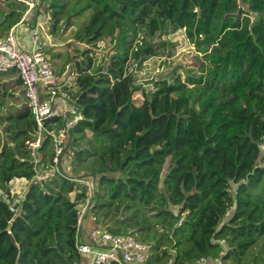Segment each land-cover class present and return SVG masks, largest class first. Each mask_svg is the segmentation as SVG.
I'll use <instances>...</instances> for the list:
<instances>
[{
    "label": "trees",
    "instance_id": "trees-1",
    "mask_svg": "<svg viewBox=\"0 0 264 264\" xmlns=\"http://www.w3.org/2000/svg\"><path fill=\"white\" fill-rule=\"evenodd\" d=\"M38 1L34 18L21 24L34 25L45 6L53 36L89 13L73 37L86 46L75 49L81 57L69 92L81 118L64 157L73 176L94 180L95 223L147 244L145 264H264V0ZM0 3L3 37L26 7ZM176 31L193 46L195 64L183 77L173 71L139 83L147 59L170 56L173 45L162 37ZM105 39L111 54L96 62ZM5 75L22 87L15 71L0 73V189L9 193L14 179L28 185L11 207L0 198V264H85L75 249L84 190L51 171L49 136L36 168L25 144L34 121L26 103L5 102L14 98ZM62 124L57 118L46 127ZM78 163L85 164L75 173Z\"/></svg>",
    "mask_w": 264,
    "mask_h": 264
},
{
    "label": "built area",
    "instance_id": "built-area-1",
    "mask_svg": "<svg viewBox=\"0 0 264 264\" xmlns=\"http://www.w3.org/2000/svg\"><path fill=\"white\" fill-rule=\"evenodd\" d=\"M26 7L20 23L38 7V0H16ZM17 26V25H16ZM13 27L3 37H0V73L15 71L22 83L26 104L30 109L35 130L33 138L25 142L30 155L35 158L36 168L37 149L43 139H51L53 157L51 171L71 182H76L79 189L84 190V198L78 201L76 207L75 249L87 258L86 264H145L150 257L149 246L138 241L131 234L116 235L110 233L95 223L91 214L94 196V180L90 176H73L69 170L68 161L64 160L70 131L81 116L76 112L70 100L67 87L54 73L50 58L40 41V34L35 26L30 29L28 48L17 39V27ZM150 89L152 87L150 86ZM62 119L59 128L48 129L46 122ZM55 123H52L54 126ZM46 176L38 174L35 180H45ZM74 196V192L70 194ZM0 198L11 207L12 196L0 189ZM90 223L91 225L87 226ZM224 244V241H220ZM193 264H224L221 259L210 260L200 258Z\"/></svg>",
    "mask_w": 264,
    "mask_h": 264
},
{
    "label": "rangeland",
    "instance_id": "rangeland-1",
    "mask_svg": "<svg viewBox=\"0 0 264 264\" xmlns=\"http://www.w3.org/2000/svg\"><path fill=\"white\" fill-rule=\"evenodd\" d=\"M0 10H5L3 4L0 3ZM43 12L44 14L39 15L40 27L37 28L40 34V41L44 46V49L47 51L48 56L50 58V64L54 69V73L56 77L59 79V82H62L67 87H72L75 73L73 69V65L76 61H78L79 54L75 53V49H86L84 44L78 43L74 40V34L77 30H80L85 22L88 19L89 13H86L82 17L76 19L73 22V25L68 29H64L60 34L50 35L49 27L50 21L45 13V6H41L39 9V13ZM264 16V14H262ZM256 16L254 14H250L251 23L255 20ZM25 25V24H21ZM21 25L19 27H21ZM18 27V28H19ZM24 26H22L23 28ZM17 28V29H18ZM22 28L18 29L21 33ZM16 29V31H17ZM17 31V39L20 43H22L23 38L20 37V33ZM28 32H24L23 35L26 37L24 40L28 42ZM162 39L169 40L172 43V47L169 48L170 56L165 57H151L144 62L139 72L135 74L136 79L139 83H145L150 80L162 79L166 78L173 71L179 73L183 77L185 68H192L191 64H195L194 56L195 51L193 46L188 43L184 31H176L168 36H163ZM98 48L96 52L93 54V58L96 62H99L102 59L101 54H105L107 57L111 54V45L109 44V40L105 39L104 41L97 44ZM77 54V55H76ZM16 75H5L2 78L1 82H5L7 87V94L12 92L14 94V98L5 99V102L15 106H21L26 103L25 96L23 93V89L21 86L16 85L15 82ZM146 88H150V85H146ZM74 89V87H73ZM136 104H140L142 101V96L140 94H136L134 96ZM1 113L5 112V107L0 110ZM89 141V134L85 133V135L80 139V145L85 146ZM66 157L64 158V160ZM85 163H78L72 167L73 172H79L80 168ZM70 170V169H69ZM51 172V171H50ZM166 172V166L164 167L162 173ZM84 174V173H81ZM50 173H47L45 176H49ZM24 181H16L13 185L10 182V187L13 188V191H10V194L13 197L21 196L22 191L27 186L23 183ZM161 186V185H160ZM97 226H99L97 224ZM100 227V226H99ZM83 262L87 263V258H82Z\"/></svg>",
    "mask_w": 264,
    "mask_h": 264
},
{
    "label": "crops",
    "instance_id": "crops-1",
    "mask_svg": "<svg viewBox=\"0 0 264 264\" xmlns=\"http://www.w3.org/2000/svg\"><path fill=\"white\" fill-rule=\"evenodd\" d=\"M40 14H44L43 12H38V16L37 17H35V18H37V21H34V25H33V22H29L28 24H25V25H21V27H19L18 29H20V28H22V26H24L23 28H22V31H21V33L18 31V29H17V31L21 34L20 35V37H22L23 38V41H22V45L25 47V48H28V42L26 41V40H24L26 37L23 35V33L24 32H28V30L30 31V29H33L35 26L38 28V27H40V21H42V20H40L39 19V15ZM27 18H34V12H32L31 14H30V16H28ZM28 21V20H27ZM30 21V20H29ZM33 25V26H32ZM32 26V27H31ZM16 31V32H17ZM39 32V31H38ZM29 35H30V32H29ZM28 39H29V36H28ZM27 39V40H28ZM73 87H74V89H75V85H74V82H73V85H72V89H73ZM73 89V90H74ZM16 181H24L23 183L24 184H26V185H28V182L25 180V179H14V180H12L11 181V185H13V183L15 182L16 183ZM26 188H27V186L24 188V190L22 191V193L23 192H25V190H26ZM13 188H11L10 187V191H13L12 190ZM89 225H91L90 223H88L87 224V226H89Z\"/></svg>",
    "mask_w": 264,
    "mask_h": 264
}]
</instances>
